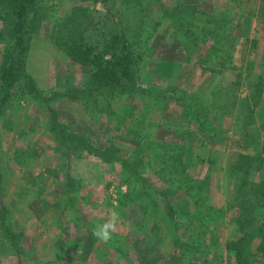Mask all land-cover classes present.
Listing matches in <instances>:
<instances>
[{
    "label": "rangeland",
    "instance_id": "374dc122",
    "mask_svg": "<svg viewBox=\"0 0 264 264\" xmlns=\"http://www.w3.org/2000/svg\"><path fill=\"white\" fill-rule=\"evenodd\" d=\"M9 3L0 264H237L240 227L264 224V0H33L20 63ZM110 30L127 75L99 74Z\"/></svg>",
    "mask_w": 264,
    "mask_h": 264
},
{
    "label": "trees",
    "instance_id": "16d2710c",
    "mask_svg": "<svg viewBox=\"0 0 264 264\" xmlns=\"http://www.w3.org/2000/svg\"><path fill=\"white\" fill-rule=\"evenodd\" d=\"M96 1H103V0H93ZM110 2V0H107ZM33 2V0H10L9 5H12L16 9V20L14 23V30L12 32V38L15 39V47L18 50L16 61L20 63L22 57H23V47L21 44L23 43V36H22V30H24V27L28 26V17H27V8L29 3ZM221 22V21H220ZM99 23V21H98ZM90 27H92L91 23H87L86 29L87 32L89 31ZM224 28V25H220L219 29L217 31L212 30L211 32L214 34L215 39L220 37V32H222ZM89 34L92 36V29L89 32ZM107 38L105 36L102 49L98 51L97 54H94L93 57H95L98 61V63H103V67L100 70L99 74H104L108 70L109 72L115 73V72H121L122 74L127 75L131 70L129 67V59L128 55L130 53L125 49L122 51V47L119 43V35L115 32L110 30V32L107 34ZM70 38L71 35H68ZM90 41V39H89ZM125 41V40H124ZM253 44H255L256 40L251 39ZM123 42V41H121ZM68 49L67 51L72 55L74 53L75 47L76 49L78 46L79 48L82 47L83 52L87 51L90 48V42L85 43L78 40L77 44L74 41L68 42ZM109 55L110 59H106L104 56ZM77 57V56H76ZM20 66L16 64V66H9L4 67L1 70V78H2V86L4 91V99L5 101L7 98L8 92H5V89L10 86L12 80L15 76L19 73ZM97 75V74H96ZM100 83V82H99ZM122 85H120L121 87ZM96 86L94 85V88ZM104 87V85L102 86ZM123 87V86H122ZM8 91V89H6ZM67 94V93H66ZM70 94V92H68ZM1 102V103H2ZM0 103V104H1ZM259 192L264 197V181L259 184ZM241 233L242 236H240L238 239L231 242V248L234 252L235 259L237 264H264V224L258 225V226H241ZM247 235L250 236V242H246ZM260 236L261 241L257 244L252 245V238L253 236Z\"/></svg>",
    "mask_w": 264,
    "mask_h": 264
},
{
    "label": "clouds",
    "instance_id": "9594fccd",
    "mask_svg": "<svg viewBox=\"0 0 264 264\" xmlns=\"http://www.w3.org/2000/svg\"><path fill=\"white\" fill-rule=\"evenodd\" d=\"M119 220V214L113 212L108 220H106L103 224H98L93 229V236L101 243L107 244L112 239V235L116 230Z\"/></svg>",
    "mask_w": 264,
    "mask_h": 264
}]
</instances>
